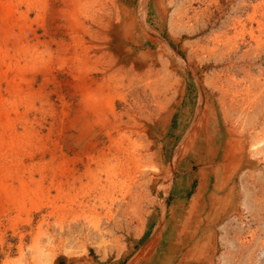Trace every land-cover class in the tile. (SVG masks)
Masks as SVG:
<instances>
[{
  "label": "rangeland",
  "instance_id": "obj_1",
  "mask_svg": "<svg viewBox=\"0 0 264 264\" xmlns=\"http://www.w3.org/2000/svg\"><path fill=\"white\" fill-rule=\"evenodd\" d=\"M0 2L11 7L10 19H0V179L12 189L10 196L0 189V264H76L75 259L128 264L149 241L173 197L163 205L150 202L160 198L155 188H135L138 181L133 185L141 168L113 157L97 163L116 144L90 145L74 125L81 100L74 67L84 50L80 33L66 17L71 1ZM210 2H216L211 18L190 22L192 28L174 27L178 43L170 45L177 52L165 57L169 62L163 67H170L172 79L177 76L169 94L173 102L184 90L183 107L192 110L201 90L209 95L223 131L216 162L229 138L234 166L219 169L220 195L227 198L212 225L204 219L195 237L203 242L211 229V244L181 264H264V0H174L165 32L177 8L193 17V10ZM92 54L89 70L101 67L106 57L104 51ZM159 82L162 87L163 79ZM218 88L227 90L225 98ZM149 107L153 110L154 103ZM91 121L96 131L115 134L112 124ZM224 125L230 127L228 134ZM168 138L181 141L170 132ZM137 141L123 140L122 147L131 149ZM174 149L169 148L172 155ZM172 155H164L167 163ZM194 178L195 187L197 173ZM81 246L88 250L85 259Z\"/></svg>",
  "mask_w": 264,
  "mask_h": 264
},
{
  "label": "bare ground",
  "instance_id": "obj_2",
  "mask_svg": "<svg viewBox=\"0 0 264 264\" xmlns=\"http://www.w3.org/2000/svg\"><path fill=\"white\" fill-rule=\"evenodd\" d=\"M70 1L66 17L70 27L77 30V34L80 33L79 38L84 50L81 62L74 67L81 93L80 107L73 120L74 125L88 138L90 145L98 141L100 144H104L105 141L116 144V150L108 152V158L102 154V158H97V163L102 159L108 160L113 157L120 158V161L123 159L126 165H138L141 168V178L135 179L134 175L133 185L138 181L135 188L141 189L147 186L150 190L155 188L160 198L155 201L149 199L150 202H155L157 206L163 205L168 202L170 196L173 197L169 206L163 211L160 224L156 230H153L155 232L152 233L149 241L145 242L139 251L134 252L128 264H181L190 256L195 257L201 253V250L204 253L212 242L211 229L206 233L203 242H199L195 237L202 230L204 219H208L212 225L214 217L219 216L216 210L222 199L227 198L226 195H220L221 187L217 183V175L222 166L224 168L234 164L232 163L234 145L233 140L228 138L222 151V160L216 162L223 131L216 121L209 95L207 96L200 89L197 104L192 110H188V106L183 107L184 90H180L179 96L173 102L169 94L174 84L172 80L177 76L172 79L173 71L169 70V66L167 68L163 66H167L169 62L165 57L173 51L170 42L178 43L175 35L178 33L174 27L182 24L192 28L190 22L196 25L201 18L208 19L214 14L215 10L211 7L216 2L206 4L203 9L193 10V17H188L186 10L177 8L175 18L169 22L166 33L170 4L174 0H137L136 3L134 0ZM10 13V4L0 2V19L5 21L10 17ZM100 51L106 53L104 64L89 70V63L92 64L91 54ZM157 56L164 58L163 61L162 59L157 61ZM108 73L112 77L110 76L109 81L105 83ZM159 78L164 81L162 87ZM213 89L217 92L215 88ZM218 89L225 98L227 90ZM144 97L149 99V105L152 106L154 103L153 110L149 105L146 106L147 100ZM161 97L162 100H158ZM221 106L223 107V104ZM203 112L206 114H202ZM224 113L227 116V112ZM225 118L223 117L224 120ZM91 120L96 122L102 120V124L104 121L112 124L115 134L109 129L96 131L91 127L92 125L90 126ZM229 128V126L224 127L227 134ZM200 131L203 132L201 138ZM169 132L173 136H179L181 141L174 142V138L169 139ZM183 133H185L184 137H182ZM116 134L118 138L120 137V142H117ZM137 138L139 141L136 145H132L131 149L122 147L123 140L131 143ZM142 139H145L146 143L141 142ZM173 145L176 150L174 149L172 155L169 148ZM165 154L172 155L168 163L164 159ZM196 173L198 180L194 187ZM10 186L0 179L1 191L8 193ZM204 212L207 215L204 216ZM80 251L85 259L88 250L82 247ZM72 255L74 254L71 252L69 257ZM125 256L127 254L122 259ZM72 259H75V256ZM79 262L75 259L76 264H80Z\"/></svg>",
  "mask_w": 264,
  "mask_h": 264
}]
</instances>
